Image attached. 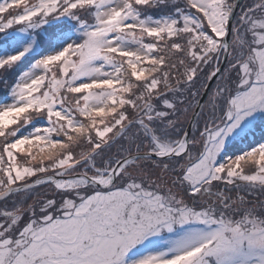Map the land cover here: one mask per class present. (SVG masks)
<instances>
[{
    "label": "snow or ice",
    "instance_id": "6c2138e0",
    "mask_svg": "<svg viewBox=\"0 0 264 264\" xmlns=\"http://www.w3.org/2000/svg\"><path fill=\"white\" fill-rule=\"evenodd\" d=\"M0 88V264H264V0H2Z\"/></svg>",
    "mask_w": 264,
    "mask_h": 264
},
{
    "label": "trees",
    "instance_id": "16d2710c",
    "mask_svg": "<svg viewBox=\"0 0 264 264\" xmlns=\"http://www.w3.org/2000/svg\"><path fill=\"white\" fill-rule=\"evenodd\" d=\"M3 92H4L3 88H0V96L3 95Z\"/></svg>",
    "mask_w": 264,
    "mask_h": 264
},
{
    "label": "rangeland",
    "instance_id": "374dc122",
    "mask_svg": "<svg viewBox=\"0 0 264 264\" xmlns=\"http://www.w3.org/2000/svg\"><path fill=\"white\" fill-rule=\"evenodd\" d=\"M0 2H2V0H0Z\"/></svg>",
    "mask_w": 264,
    "mask_h": 264
}]
</instances>
